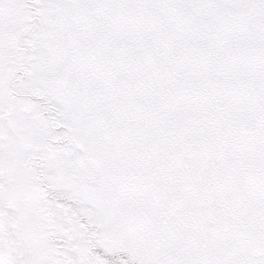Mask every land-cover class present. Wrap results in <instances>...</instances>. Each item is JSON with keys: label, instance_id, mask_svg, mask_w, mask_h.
I'll list each match as a JSON object with an SVG mask.
<instances>
[{"label": "snow or ice", "instance_id": "1", "mask_svg": "<svg viewBox=\"0 0 264 264\" xmlns=\"http://www.w3.org/2000/svg\"><path fill=\"white\" fill-rule=\"evenodd\" d=\"M0 264H264V0H0Z\"/></svg>", "mask_w": 264, "mask_h": 264}]
</instances>
